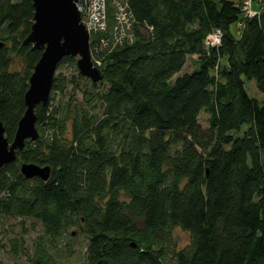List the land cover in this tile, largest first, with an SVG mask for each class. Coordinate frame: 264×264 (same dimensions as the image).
Returning a JSON list of instances; mask_svg holds the SVG:
<instances>
[{
  "label": "trees",
  "instance_id": "16d2710c",
  "mask_svg": "<svg viewBox=\"0 0 264 264\" xmlns=\"http://www.w3.org/2000/svg\"><path fill=\"white\" fill-rule=\"evenodd\" d=\"M32 1L0 0L8 141L42 53L23 41ZM245 1L125 0L133 39L117 44L116 9L106 0L109 28L89 43L103 78L94 83L76 57L61 59L56 70L67 63L77 75L68 81L55 70L47 103L35 106L38 138L0 167V222L39 224L49 246L77 228L87 238L85 264H264V102L244 81L264 91V0L258 15L242 20ZM215 32L213 47L207 39ZM15 57L23 72L12 68ZM189 59L194 69L183 71ZM80 79L91 85L81 100ZM70 85V101L54 105L52 94L66 96ZM22 163L49 166V178L24 177ZM179 226L191 242L170 249L165 241ZM45 249L30 264H56Z\"/></svg>",
  "mask_w": 264,
  "mask_h": 264
},
{
  "label": "water",
  "instance_id": "95a60500",
  "mask_svg": "<svg viewBox=\"0 0 264 264\" xmlns=\"http://www.w3.org/2000/svg\"><path fill=\"white\" fill-rule=\"evenodd\" d=\"M77 2L78 0L32 1L34 22L23 41L26 45L30 43L33 50L41 49L42 53L29 77V87L23 96L26 110L19 118L11 141L7 140L0 120V167L14 161L15 151L21 150L27 140L38 138L35 106L47 103L54 72L62 58L76 57L78 72L94 83L103 78L102 71L94 67L91 60L90 38L86 27L81 23ZM4 46L5 42L0 40V49ZM20 174L28 179L38 177L44 181L50 176V167L22 163Z\"/></svg>",
  "mask_w": 264,
  "mask_h": 264
},
{
  "label": "rangeland",
  "instance_id": "374dc122",
  "mask_svg": "<svg viewBox=\"0 0 264 264\" xmlns=\"http://www.w3.org/2000/svg\"><path fill=\"white\" fill-rule=\"evenodd\" d=\"M235 1V0H234ZM263 0H256L250 3V9L260 10L259 5ZM244 19V14L242 15V20ZM233 32L235 31V26L231 28ZM237 29V27H236ZM77 59V58H76ZM225 61L223 60V63ZM14 70H19L20 72L24 71V63L20 60L19 57L13 59ZM65 63L61 65L56 70V73H61L66 75L68 81H71L73 76L77 75L73 67ZM193 63L189 59L185 65L183 71L193 70ZM183 71L179 74H182ZM245 81V87L247 89L248 95L250 97L256 98L259 103L264 102V91L260 92L255 86L254 80ZM79 86L74 89V94H76L77 99L81 100L82 91L86 88H90V84L86 80H79ZM73 91V86L70 85L67 89L66 96L61 97L58 94H52V103L55 105L60 100L68 101L70 99L71 92ZM70 101V100H69ZM74 102H72L73 104ZM207 114L201 112L198 117V122L201 123L203 127H207L206 122ZM245 127H242L241 133L236 135H241L242 130ZM21 222H24L21 224ZM138 227H141L140 220L136 221ZM75 231L74 235L70 236L71 233ZM77 228H70L67 234H63L59 240L54 244V246H49L48 239L44 235V230L39 224L32 225V221L20 218L13 219H3L0 222V260L4 264H30L29 260L34 255L36 250L42 247H46V251L52 255L56 264H85V244L86 236L84 233H76ZM171 238L165 241V245L168 248L179 250L180 248L186 247L191 242V235L183 228L175 227L170 231Z\"/></svg>",
  "mask_w": 264,
  "mask_h": 264
},
{
  "label": "built area",
  "instance_id": "2783aa9c",
  "mask_svg": "<svg viewBox=\"0 0 264 264\" xmlns=\"http://www.w3.org/2000/svg\"><path fill=\"white\" fill-rule=\"evenodd\" d=\"M249 1L252 2V0H247L241 5V10L243 11L244 18L253 17L260 13V10L257 11L250 9ZM125 3V0H113L112 2L116 11L114 13V24L111 29V36L113 37L114 42L117 44H122L127 40L133 39L131 32V14L128 10V6ZM77 6L81 17V23L84 25V27H86V30L88 31L90 41L91 37L94 36L93 34L99 33L102 35L104 31H107L109 27H107L106 0H78ZM99 42L101 46L99 47V49L107 44L106 39L103 37L100 38ZM218 43L219 36L216 32L211 34L207 39V44H210L213 47L215 45H218ZM92 62L94 67L96 66L98 68L99 62H95V60H92Z\"/></svg>",
  "mask_w": 264,
  "mask_h": 264
}]
</instances>
